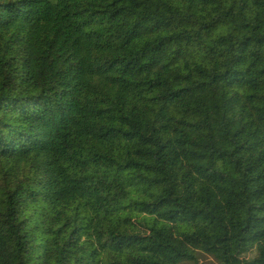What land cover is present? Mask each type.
Segmentation results:
<instances>
[{
  "label": "trees",
  "instance_id": "obj_1",
  "mask_svg": "<svg viewBox=\"0 0 264 264\" xmlns=\"http://www.w3.org/2000/svg\"><path fill=\"white\" fill-rule=\"evenodd\" d=\"M75 204L96 264H264V0H0V264H83Z\"/></svg>",
  "mask_w": 264,
  "mask_h": 264
},
{
  "label": "rangeland",
  "instance_id": "obj_2",
  "mask_svg": "<svg viewBox=\"0 0 264 264\" xmlns=\"http://www.w3.org/2000/svg\"><path fill=\"white\" fill-rule=\"evenodd\" d=\"M46 209L47 208L45 207L43 208V210H46ZM66 209L70 215L78 216L79 219L77 220V222H75V225H77L80 228L79 231L81 233V238L78 242V245L74 247L75 249H74V253L72 254L71 260H82L83 264H96L93 261V260H97V257L95 256V237L96 236L92 230L93 224L89 222L87 218H85L84 212L82 211L80 204H75ZM42 211L38 215V218L41 217ZM130 215L136 218L140 217V215H138L135 212H131ZM103 260H107V261H105L104 263H100V264H108L109 262L108 257L105 256ZM72 264H78V263L74 262Z\"/></svg>",
  "mask_w": 264,
  "mask_h": 264
}]
</instances>
